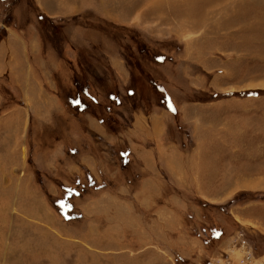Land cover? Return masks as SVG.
<instances>
[{
	"label": "rangeland",
	"instance_id": "1",
	"mask_svg": "<svg viewBox=\"0 0 264 264\" xmlns=\"http://www.w3.org/2000/svg\"><path fill=\"white\" fill-rule=\"evenodd\" d=\"M37 1L0 0V51L11 32L39 34L46 54L65 64L55 78L74 115L98 112L115 131L126 125L122 115L131 107L168 111L171 137L196 164L192 177L201 174L206 180L207 198L198 196L190 181L180 192L189 219L178 244L153 230L142 210L124 212L119 253H150L148 264H223L228 252L195 263L194 238L208 245L223 233L229 212L238 218V211L248 216L237 230L244 232L254 255L264 252V0H119L120 14L127 8L122 3H128L132 15L118 24L106 13L69 15L59 0H42L48 18ZM112 41L134 67L129 88L111 84L118 81L107 63ZM20 92L1 86L0 116L17 107L20 99L14 94ZM76 185L70 198L58 203L72 216L77 215ZM195 211L204 225H214L206 236L194 233ZM258 211L263 216L255 221ZM111 234L104 229L103 245L92 247L93 252L112 253ZM160 254L171 259L163 262Z\"/></svg>",
	"mask_w": 264,
	"mask_h": 264
},
{
	"label": "crops",
	"instance_id": "2",
	"mask_svg": "<svg viewBox=\"0 0 264 264\" xmlns=\"http://www.w3.org/2000/svg\"><path fill=\"white\" fill-rule=\"evenodd\" d=\"M59 2L69 15L106 13L117 24L132 15L128 3H122L127 8L120 14L119 0ZM37 4L43 15L51 17L42 0ZM190 29L194 32V21ZM112 43L107 63L118 81L111 84L129 88L134 67ZM1 48L0 88L7 85L12 93L13 88L21 92L14 94L20 99L17 107L0 116V264H148L150 253H119L120 217L141 210L153 230L178 244L189 219L180 192L190 181L198 196L209 194L201 174L192 177L196 164L189 163L182 146L171 137L168 111L131 107L122 115L126 130L122 126L119 133L101 122L98 112L74 115L67 94L59 91L60 79L55 78L65 64L46 54L39 34L11 32ZM76 184L73 211L77 215L72 216L58 203L70 198ZM71 205L67 200L69 210ZM192 215L197 236L212 232L214 225H204L199 211ZM247 216L238 211L237 218L229 212L224 219L226 233L211 245L194 238L195 263L228 252L223 264H264V252L242 261L244 247L236 227ZM262 216L258 211L252 217L256 221ZM104 229L112 232L107 244L112 253L93 252L92 247L103 245ZM72 230L77 235L72 236ZM156 256L163 262L171 259L166 254Z\"/></svg>",
	"mask_w": 264,
	"mask_h": 264
},
{
	"label": "built area",
	"instance_id": "3",
	"mask_svg": "<svg viewBox=\"0 0 264 264\" xmlns=\"http://www.w3.org/2000/svg\"><path fill=\"white\" fill-rule=\"evenodd\" d=\"M240 237L242 238V246L244 247V257L242 261L243 262L250 261L254 256L253 248L252 246L251 247L249 246L243 231H240Z\"/></svg>",
	"mask_w": 264,
	"mask_h": 264
},
{
	"label": "trees",
	"instance_id": "4",
	"mask_svg": "<svg viewBox=\"0 0 264 264\" xmlns=\"http://www.w3.org/2000/svg\"><path fill=\"white\" fill-rule=\"evenodd\" d=\"M121 98V101H122V97H120ZM82 100V99H81ZM75 209V208H74ZM223 235L226 233V231H225V228H224V226H223ZM223 235H221V237L219 238V239H213V241H211L210 240V242L208 243V245H211V244H213V243H215V242H217L218 240H221L222 238H223ZM209 241V240H208Z\"/></svg>",
	"mask_w": 264,
	"mask_h": 264
},
{
	"label": "bare ground",
	"instance_id": "5",
	"mask_svg": "<svg viewBox=\"0 0 264 264\" xmlns=\"http://www.w3.org/2000/svg\"><path fill=\"white\" fill-rule=\"evenodd\" d=\"M197 26V25H196Z\"/></svg>",
	"mask_w": 264,
	"mask_h": 264
}]
</instances>
